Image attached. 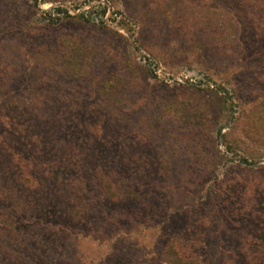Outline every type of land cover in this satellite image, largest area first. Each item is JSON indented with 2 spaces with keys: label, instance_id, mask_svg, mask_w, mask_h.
Masks as SVG:
<instances>
[{
  "label": "rangeland",
  "instance_id": "rangeland-1",
  "mask_svg": "<svg viewBox=\"0 0 264 264\" xmlns=\"http://www.w3.org/2000/svg\"><path fill=\"white\" fill-rule=\"evenodd\" d=\"M102 1L0 0V264H264V0Z\"/></svg>",
  "mask_w": 264,
  "mask_h": 264
},
{
  "label": "trees",
  "instance_id": "trees-1",
  "mask_svg": "<svg viewBox=\"0 0 264 264\" xmlns=\"http://www.w3.org/2000/svg\"><path fill=\"white\" fill-rule=\"evenodd\" d=\"M35 1H37V0H35ZM92 1L93 0H83V4H88V3H91ZM77 7H79V6H77ZM77 7H75V8L77 9ZM107 9H108L107 4H103V3L96 4L94 7L89 8L90 11H95L96 10V12H99L102 15H104L106 13ZM51 10H53V11H51ZM51 10L48 11V12L47 11L44 12V14L48 16V19L52 23L59 22L60 19H61L60 18L61 16L62 17H68V18H76V19H79V20H82V21L92 22L91 18L87 17L84 11L80 12L77 15H71V14H69V11L67 9L63 8V7H56V8H53ZM54 12H56V14L59 15V16L53 18L52 14ZM99 25L107 27V24H106V22L104 20H100L99 21ZM119 25L121 26L122 29L123 28L125 29L126 26H130L129 22L127 20H125V19H123L122 22ZM146 58H148V57H146ZM149 61H150L151 64H153L152 60L149 59ZM152 74L154 76H156L154 72ZM222 90L225 91L223 88H222ZM224 102L227 103L226 100H224ZM262 113H259V116L257 117V121H256V124H255V127H258V126L264 127V114H262ZM2 139L3 138L1 137L0 138L1 142H2ZM227 148L229 149L230 146L227 145ZM228 151H231V150H228ZM80 156H81V154L77 153L76 149H74V150L71 149L67 153H65L64 156H62V160H63L64 164L72 167L71 170H75V168L76 169L79 168V165H80V163H79V159L80 158L79 157ZM239 160L242 163L251 164V162H248V160L245 159V158H239ZM26 166L27 165H24V167H26ZM29 168L30 169H34V168H37V166L33 167V166L29 165ZM68 171H70V170H68ZM79 171L81 173V171H82L81 168H79ZM80 173H79V175H80ZM16 179H18L19 181H24V182H26V184L28 183V185L31 184L33 187H35V185L36 186L38 185L37 181L33 178L31 173L28 172V171H25V168L24 169H20V170L18 169V173H17V178ZM80 180H79V182H78V184L76 186L71 184L72 191L73 190L80 191L79 187L83 186L82 183L84 182V178H83V182L82 183H81ZM15 187H17V186H15ZM13 188H11V189L6 188L3 185V182L0 181V196H3V195L10 196L11 192H9V191H11ZM121 193L123 194L124 192L121 191ZM17 206L19 207V205H17ZM18 211L19 210H17V212ZM15 219H16V216H14V215H10V216L0 215V233L5 232L4 229L1 228L2 225H4L6 228H10V226H12L11 229H13L14 228V222H15L14 220ZM11 232L14 233L15 229H13ZM167 251H168V259H169L168 261H169L170 264H198V260H197L196 256L194 254H192L191 251H189V250H187L185 248H182V249L178 250V249H176V246H171L170 245V246H168Z\"/></svg>",
  "mask_w": 264,
  "mask_h": 264
},
{
  "label": "water",
  "instance_id": "water-1",
  "mask_svg": "<svg viewBox=\"0 0 264 264\" xmlns=\"http://www.w3.org/2000/svg\"><path fill=\"white\" fill-rule=\"evenodd\" d=\"M94 3H96V4H98V3H103V4H106V2L105 1H98V0H96Z\"/></svg>",
  "mask_w": 264,
  "mask_h": 264
}]
</instances>
